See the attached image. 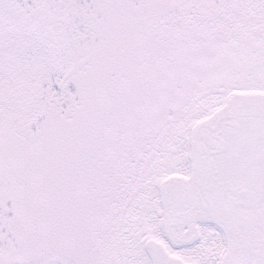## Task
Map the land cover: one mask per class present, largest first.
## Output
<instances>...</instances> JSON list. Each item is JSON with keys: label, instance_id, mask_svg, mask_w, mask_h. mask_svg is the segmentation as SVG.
Returning <instances> with one entry per match:
<instances>
[{"label": "snow or ice", "instance_id": "obj_1", "mask_svg": "<svg viewBox=\"0 0 264 264\" xmlns=\"http://www.w3.org/2000/svg\"><path fill=\"white\" fill-rule=\"evenodd\" d=\"M0 264H264V0H0Z\"/></svg>", "mask_w": 264, "mask_h": 264}]
</instances>
